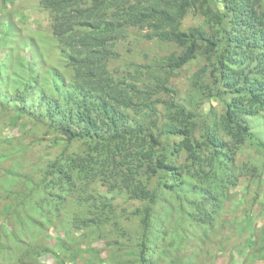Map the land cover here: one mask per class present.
Returning <instances> with one entry per match:
<instances>
[{
	"label": "trees",
	"instance_id": "trees-1",
	"mask_svg": "<svg viewBox=\"0 0 264 264\" xmlns=\"http://www.w3.org/2000/svg\"><path fill=\"white\" fill-rule=\"evenodd\" d=\"M40 3L49 11L52 35L72 74L63 90L65 106L60 108L58 101L48 100L54 104L49 123L59 125L68 142L86 141L83 152L63 155L64 162H50L44 174L57 173L68 189L76 180L84 179L87 187L89 181L100 179L110 191L119 193L117 189L124 188L130 200L138 201L131 215L140 224L134 246L140 264L153 249L149 237L153 205L164 192L182 198L178 203L182 213L201 227L212 226L222 212L219 198L239 175L233 165L235 151L249 142L264 156V140L244 119L264 112V0ZM190 10L203 17L204 27L181 28V20ZM130 28L143 29L148 38L173 42L180 48L177 55L171 53L163 60L162 68L168 73L198 54L203 56L205 63L189 79L185 105L170 97L164 101V115L158 112L160 100L154 96L173 94L166 78L153 76L154 84L143 83L142 87L136 83L126 86L124 79L112 78L106 63L115 55L113 45ZM210 99L221 102V113H211V122L203 124L197 137L199 115L187 105H202ZM165 135L178 140L163 143ZM181 151L185 158L179 164ZM118 155L124 160L116 164ZM102 201L104 211L111 213L120 205L105 196ZM101 218L104 224L110 216L103 213Z\"/></svg>",
	"mask_w": 264,
	"mask_h": 264
},
{
	"label": "rangeland",
	"instance_id": "rangeland-1",
	"mask_svg": "<svg viewBox=\"0 0 264 264\" xmlns=\"http://www.w3.org/2000/svg\"><path fill=\"white\" fill-rule=\"evenodd\" d=\"M192 26L204 27L205 20L190 10L181 28ZM145 34L130 28L113 45L115 55L106 67L126 86L153 85V76L166 78L173 94L153 98H159L156 108L164 115V101L170 97L185 105L189 79L205 60L198 54L168 73L163 60L180 48ZM61 49L40 0H0V264H140L134 247L140 224L131 215L138 201L130 200L124 188L110 191L100 179L87 187L84 179L76 180L68 189L57 173L44 174L50 162H64L63 155L75 156L86 147L84 140L66 141L59 125L49 123L54 104L48 100L64 107L63 90L72 79ZM187 109L199 115L198 137L211 113H221L222 104L210 99L197 106L189 103ZM244 119L264 140V112ZM176 139L161 138L169 144ZM183 152L177 155L179 164ZM123 160L118 155L115 163ZM233 165L238 178L219 198L222 212L209 228L182 213V198L166 192L158 196L149 234L153 249L144 264H264V156L245 142L235 151ZM103 196L120 204L113 213L101 206ZM103 213L110 216L104 224Z\"/></svg>",
	"mask_w": 264,
	"mask_h": 264
}]
</instances>
